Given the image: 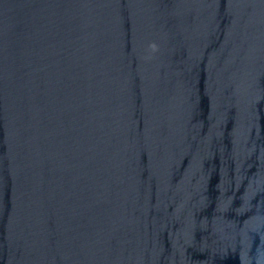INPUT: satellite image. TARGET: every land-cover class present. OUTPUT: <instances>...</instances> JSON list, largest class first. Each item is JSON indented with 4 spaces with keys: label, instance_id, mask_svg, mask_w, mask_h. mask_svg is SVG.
Masks as SVG:
<instances>
[{
    "label": "water",
    "instance_id": "95a60500",
    "mask_svg": "<svg viewBox=\"0 0 264 264\" xmlns=\"http://www.w3.org/2000/svg\"><path fill=\"white\" fill-rule=\"evenodd\" d=\"M0 264H264V0H0Z\"/></svg>",
    "mask_w": 264,
    "mask_h": 264
}]
</instances>
